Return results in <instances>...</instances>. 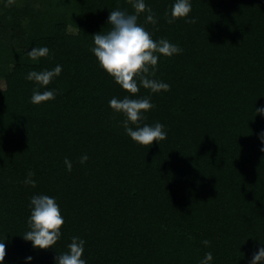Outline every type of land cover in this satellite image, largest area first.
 Masks as SVG:
<instances>
[{
	"label": "trees",
	"instance_id": "16d2710c",
	"mask_svg": "<svg viewBox=\"0 0 264 264\" xmlns=\"http://www.w3.org/2000/svg\"><path fill=\"white\" fill-rule=\"evenodd\" d=\"M10 2L0 32L19 29L22 42L15 51L0 39L4 264L28 256L54 264L73 236L86 241L87 264H200L209 251L210 264H249L264 245V117L255 111L264 107V0H191L195 23L172 24L165 13L174 0H146L157 23H145L146 13L138 22L183 49L158 62L154 78L168 91L141 87L134 97L151 95L154 105L139 123L167 130L149 148L133 142L123 115L110 109L111 98L127 93L90 50L92 35L110 29V11L132 13L134 0H42L36 15ZM40 46L50 53L33 61L28 52ZM57 64L62 72L47 86L55 99L31 103L36 85L26 74ZM29 171L35 187L24 184ZM37 194L56 197L64 217L55 249L34 250L22 238Z\"/></svg>",
	"mask_w": 264,
	"mask_h": 264
},
{
	"label": "clouds",
	"instance_id": "9594fccd",
	"mask_svg": "<svg viewBox=\"0 0 264 264\" xmlns=\"http://www.w3.org/2000/svg\"><path fill=\"white\" fill-rule=\"evenodd\" d=\"M133 9L132 13L119 8L110 11L107 20V25L111 26L110 29L107 32L101 31L92 35L93 45L90 50L99 67L127 93L122 99L111 98L110 109L114 113L123 115L121 125L131 140L139 146L149 148L153 141L160 145L159 142L167 137V130L160 122L141 125L139 122L147 118V112L154 105L151 95L134 97L141 87L150 90L152 94L168 91L170 84L154 78L158 62L161 57L170 58L180 54L183 49L167 38L154 39L152 32L138 22L139 14L146 13L145 23L153 25L157 23L156 14L147 5L146 0H134ZM191 10V0H174L170 11L165 13L167 23L172 24L181 18H186L189 23H195V18H189ZM49 53L50 49L47 46H40L33 47L28 52V56L38 62ZM62 68V65L57 64L52 69L30 70L26 74L25 79L33 81L36 85L30 99L31 103L39 105L55 99L56 90L47 86L61 74ZM41 89L44 90L41 91ZM255 111L257 115L264 117V107H255ZM261 140L264 141V133H261ZM261 150L264 151V148ZM88 159V155L84 154L79 158V162L84 164ZM64 164L68 171L72 170V161L67 157ZM34 176L35 173L29 171L24 184L35 187L37 182L33 179ZM28 207L30 209L27 220L28 230L22 238L30 242L34 250L55 249L56 243L62 237L61 229L65 223L56 197L46 194L33 195ZM85 244L86 241L81 237H71L66 251L54 258V264H87V260L82 258ZM203 244L207 246L210 241L205 239ZM5 247V241H0V264H4ZM32 260V256L25 258L26 264H31ZM212 261L213 253L209 251L205 253L200 264H210ZM249 264H264V245L253 250Z\"/></svg>",
	"mask_w": 264,
	"mask_h": 264
},
{
	"label": "rangeland",
	"instance_id": "374dc122",
	"mask_svg": "<svg viewBox=\"0 0 264 264\" xmlns=\"http://www.w3.org/2000/svg\"><path fill=\"white\" fill-rule=\"evenodd\" d=\"M4 0H0V19H3L4 21V14L2 4ZM16 8L22 9V8H29L34 12V15H36L38 12L43 11V3L42 0H11V2ZM29 18H23L21 22V27L26 26L27 21ZM30 20V19H29ZM68 34H75L76 29L69 25L67 28ZM0 39L1 41L8 46L9 49L19 51V48L21 47V33L20 30L18 29L16 32L11 31L10 29H2L0 32ZM5 89V82L4 79L0 77V91Z\"/></svg>",
	"mask_w": 264,
	"mask_h": 264
}]
</instances>
